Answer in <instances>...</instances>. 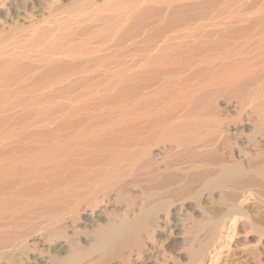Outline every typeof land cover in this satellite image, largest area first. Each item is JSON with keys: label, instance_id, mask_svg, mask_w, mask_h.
I'll use <instances>...</instances> for the list:
<instances>
[{"label": "bare ground", "instance_id": "6f19581e", "mask_svg": "<svg viewBox=\"0 0 264 264\" xmlns=\"http://www.w3.org/2000/svg\"><path fill=\"white\" fill-rule=\"evenodd\" d=\"M19 4L0 0V264H264V0Z\"/></svg>", "mask_w": 264, "mask_h": 264}, {"label": "rangeland", "instance_id": "374dc122", "mask_svg": "<svg viewBox=\"0 0 264 264\" xmlns=\"http://www.w3.org/2000/svg\"><path fill=\"white\" fill-rule=\"evenodd\" d=\"M15 1H19V3H21V4H19L20 8L28 9V10L31 9V11L30 10L29 11H30V13L33 14L32 15V17L34 19L33 21H35L37 23L39 21L45 22L48 20H52V19H54L53 15H59L60 17L71 16L72 14H74L73 7L78 5L77 2L82 4L84 1H89V0H15ZM8 2L9 1H7V4H9ZM49 3H50V6H49ZM51 4L58 6V7L60 6L61 9L54 11L53 9L50 8ZM46 6L49 7V9ZM25 7H28V8H25ZM3 16L6 18V21H8L9 23L12 22L11 16L9 14H7V12L5 10L3 11ZM171 249L167 248V247L163 248V250L165 252L164 254L167 255V257L172 256V260H170L169 263L167 262L166 264H173V263L176 264V262H177V264H183V263L185 264L186 263L185 259H180V260L177 259L175 252H174V251H176V248H174L175 250L174 249L171 250ZM173 258H175L177 260L174 262L175 259H173Z\"/></svg>", "mask_w": 264, "mask_h": 264}]
</instances>
